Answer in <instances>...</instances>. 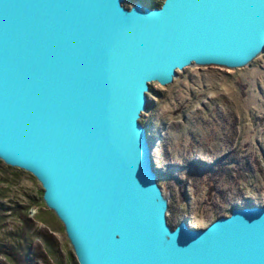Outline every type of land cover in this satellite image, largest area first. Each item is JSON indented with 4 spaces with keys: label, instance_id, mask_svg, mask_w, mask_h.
Wrapping results in <instances>:
<instances>
[{
    "label": "water",
    "instance_id": "95a60500",
    "mask_svg": "<svg viewBox=\"0 0 264 264\" xmlns=\"http://www.w3.org/2000/svg\"><path fill=\"white\" fill-rule=\"evenodd\" d=\"M0 0V160L34 175L79 264H264V204L169 223L151 83L249 66L264 0Z\"/></svg>",
    "mask_w": 264,
    "mask_h": 264
},
{
    "label": "rangeland",
    "instance_id": "374dc122",
    "mask_svg": "<svg viewBox=\"0 0 264 264\" xmlns=\"http://www.w3.org/2000/svg\"><path fill=\"white\" fill-rule=\"evenodd\" d=\"M147 94L140 120L169 197V222L201 228L236 204H264V52L242 68L188 66L169 85L152 82ZM42 194L34 175L0 162V204L29 205L30 225L1 215L0 242L18 243L17 234L30 231L34 264H79Z\"/></svg>",
    "mask_w": 264,
    "mask_h": 264
},
{
    "label": "trees",
    "instance_id": "16d2710c",
    "mask_svg": "<svg viewBox=\"0 0 264 264\" xmlns=\"http://www.w3.org/2000/svg\"><path fill=\"white\" fill-rule=\"evenodd\" d=\"M162 2H151L149 5H160ZM0 162H3L0 160ZM44 203V201H42ZM248 205V204H247ZM28 210L29 205H19L15 203H11L8 205L0 204V217L7 216V215H16L17 217H20L22 222L25 224V227L29 225V217H28ZM173 227L176 226L173 221L169 222ZM29 233L30 231H20L17 234V242L18 243H9V242H0V256H5L10 261L13 262V264H34V261L32 258H30V247L32 241H29ZM0 264H7L4 263L0 259Z\"/></svg>",
    "mask_w": 264,
    "mask_h": 264
}]
</instances>
